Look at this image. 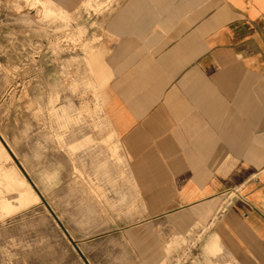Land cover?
Wrapping results in <instances>:
<instances>
[{
	"label": "rangeland",
	"instance_id": "1",
	"mask_svg": "<svg viewBox=\"0 0 264 264\" xmlns=\"http://www.w3.org/2000/svg\"><path fill=\"white\" fill-rule=\"evenodd\" d=\"M119 2L0 0V264H241L188 212L145 214L103 106Z\"/></svg>",
	"mask_w": 264,
	"mask_h": 264
},
{
	"label": "crops",
	"instance_id": "2",
	"mask_svg": "<svg viewBox=\"0 0 264 264\" xmlns=\"http://www.w3.org/2000/svg\"><path fill=\"white\" fill-rule=\"evenodd\" d=\"M101 43L104 114L147 217L186 211L264 264V0H120Z\"/></svg>",
	"mask_w": 264,
	"mask_h": 264
}]
</instances>
